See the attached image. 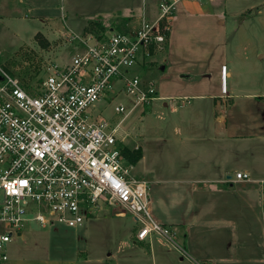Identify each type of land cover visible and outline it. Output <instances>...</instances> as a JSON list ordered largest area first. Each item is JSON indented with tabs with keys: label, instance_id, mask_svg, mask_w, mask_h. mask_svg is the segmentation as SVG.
<instances>
[{
	"label": "built area",
	"instance_id": "2783aa9c",
	"mask_svg": "<svg viewBox=\"0 0 264 264\" xmlns=\"http://www.w3.org/2000/svg\"><path fill=\"white\" fill-rule=\"evenodd\" d=\"M183 1L158 0L155 18L124 28L69 31L72 54L48 62L33 88L0 58V264H8L7 245L28 222L76 227L101 205L129 213L135 239L156 235L190 258L172 227L155 218L148 181L127 161L119 131L131 110L166 99L132 67L164 50ZM120 92L132 104H115L122 116L112 124L98 106Z\"/></svg>",
	"mask_w": 264,
	"mask_h": 264
},
{
	"label": "crops",
	"instance_id": "0c3cea01",
	"mask_svg": "<svg viewBox=\"0 0 264 264\" xmlns=\"http://www.w3.org/2000/svg\"><path fill=\"white\" fill-rule=\"evenodd\" d=\"M24 2L28 6L25 0H0V18L9 13L20 12L25 5L20 3ZM157 2L158 0H131L128 7L129 14L113 15L112 18L120 17V20L123 18L125 22L123 28L136 24L142 16L153 19L157 14ZM231 2V0H184L179 6L178 17L169 33L165 45L166 51L161 56L159 55L161 52L153 53L151 61L147 63L154 62L155 58L156 60L158 58L162 70L169 67L172 73L177 71L182 76H190L181 71L190 68L192 61L183 63L179 56L181 53L196 59L195 64L198 65L199 60L203 62L206 60L205 56L201 57L198 53L201 50L209 53L207 43H212L213 38H216L215 47L219 46L225 52V60L220 62L218 70L215 63L208 65L216 75L215 88L211 92L200 90V92L161 94L166 99L171 96L184 98L191 96L197 100L210 99L208 112L205 110L203 112L200 106L195 108V103L190 101L186 103L182 100L178 104L179 107L184 108L190 103L189 108L193 109L195 117L185 116L184 119L179 120L187 125L194 122L199 127L197 131L200 130V125L204 124L201 123L204 122L202 114L208 113L206 121L211 133L207 151L210 161L207 167L208 176L204 177L205 171L188 161L180 166V175L172 179L176 182L172 183L176 185L174 189L164 190L165 178L147 180L151 201H155L162 207H168L164 210L166 214L164 218L152 206L155 218L172 227L175 231V241L188 252L190 258L182 257L173 245L156 235H151L144 240L135 239L133 229L128 234L129 239L125 238L122 241L123 246L127 244L126 247L129 248L127 251L119 249L118 245L107 252H94L91 247L77 246L73 248L70 256H57L49 251L43 252L39 245H27L31 234H29L30 230L26 229L18 235L24 242L20 249H16L17 246H7L8 264H264V165L261 163L255 166L252 161L247 160V156L246 159H241L238 165H233L229 159H226L231 155V148L228 147L230 141L250 136H257L259 140H264V90L257 87L254 79L259 74L257 61L262 62L264 59V0L260 1V6H254L252 10L249 8L248 12L244 10L245 8L239 10L240 20L235 21V28L231 27L237 35L240 34L239 29L242 33L245 31L242 30L244 27H259V36L251 38L250 35L249 37L244 35L242 39L236 41V51L240 56L243 54L244 57L241 58L244 63L248 62L250 65L248 68L250 77L245 84L237 83L235 80V77L240 74L239 69L231 68L226 64H230L231 61L226 55L227 49H224L227 44L225 28L230 24L226 17H228V7ZM30 8L32 7H28L27 11ZM114 9L111 11H115ZM108 26L121 27L117 23ZM100 28L102 29V26ZM209 34L213 37L207 40ZM253 35H255L254 32ZM193 51L197 53L193 55ZM208 67L197 72V75L204 74ZM242 85L245 86L242 87ZM240 94H242L241 97ZM236 99H239L240 103L246 107L243 114L246 120L238 122L240 126L231 117ZM163 102L166 106L167 102L165 100ZM174 109L175 107H172L173 111ZM179 120L172 126L174 135H178L173 139L177 142L202 139L197 131L192 134L191 129L190 132L181 134ZM146 144L148 142L143 138L142 155L133 164L137 167L135 174L144 179H146L144 175L149 172L146 165L148 148ZM177 154L188 156L200 154V151L185 149ZM167 155L169 161L172 160L173 154L168 152ZM237 171L248 173V178L235 179L234 173ZM151 182L155 184L156 192H153ZM186 202L190 204L189 210L185 208L181 211L179 207H175ZM105 206L107 205H101L99 211L105 209ZM120 214L122 213L114 215ZM95 217L96 213L86 220L91 221ZM130 220L133 222L132 218ZM254 220L258 222L256 226L258 228L252 225L251 221ZM74 236L75 240L81 239L78 235Z\"/></svg>",
	"mask_w": 264,
	"mask_h": 264
},
{
	"label": "rangeland",
	"instance_id": "374dc122",
	"mask_svg": "<svg viewBox=\"0 0 264 264\" xmlns=\"http://www.w3.org/2000/svg\"><path fill=\"white\" fill-rule=\"evenodd\" d=\"M25 1L28 2V6H26V2L20 3L25 4L20 12L15 14L9 13L0 18V58L11 74L17 76L22 83H26L33 88L42 79L48 62H61L72 54V45L66 36L69 31L74 33H83L86 30L100 31L106 28L107 25L116 23L121 26L120 28H123L122 26L125 23L123 22V18L120 20V17H112L113 15L123 16L129 14L128 7L131 0H108V2L107 0ZM231 1L228 7V17H226L227 22L230 24L225 28V41L227 44L224 48L227 49L226 55L231 61L230 64H226L231 68L237 67L239 69L240 74L235 77V80L237 83L245 84L250 77L248 69L250 65H248V62L245 64L243 58H241L244 55L240 56L236 51V41L240 38L242 39L244 35L247 37L250 35L251 38L259 36V27H244L242 30L245 31L242 33L239 29L240 34L237 35V32L233 30L235 28L234 23L240 20L239 10L245 8L244 10L248 12L249 8L252 10V7L260 6L261 0ZM28 7L32 8L27 11ZM116 7L118 8L114 9ZM113 9L115 11H111ZM99 23L102 29L99 27ZM232 26L234 28H231ZM253 32L255 35H253ZM212 37V34H209L207 40ZM196 40L198 39L196 38ZM215 41L216 38H213L212 43H207L209 53L203 50L198 53L201 57L205 56L206 59L204 62L199 60L198 65L195 64L196 59L188 55L185 56L184 53L179 55L183 63L192 61L190 68L181 71L190 76H182L177 71H174V74L170 71L169 67L162 70L160 59L157 58L156 60L155 57L154 62H150L144 67L134 66L132 67V71L138 73L145 81L153 80L154 87L159 95L163 93L200 92V90L211 92L215 88L214 77L216 75L208 65L211 66L212 63H215L218 70L220 62L225 60L223 48L219 46L216 48ZM166 49L163 52L161 51L159 55L161 56ZM196 53L193 51V55ZM257 63L259 74L254 79L257 82V87L264 90V59L262 62L257 61ZM206 66L208 68L205 70V73L201 76L197 75V72L204 70ZM244 86L242 85V87ZM182 100L186 103L189 101L190 103H195V108L200 106L203 112L204 110L208 112L210 109V99L197 100L191 96H186L185 98L182 96H171L165 99L167 102L166 106L163 105L164 100H156L151 106L136 107L134 110H131L129 115L119 125V131L124 139L121 142L122 149L124 146L129 149L141 148L142 139L145 138L147 140L146 165L149 172L144 175L145 180L151 181L155 178L162 180L165 178L163 182L164 190L166 188L172 189L176 186L172 184L176 183L172 179L180 175V166L188 161L196 166H200L199 169L204 170V173H206L204 177H207L209 174L207 167L210 161L207 151L210 146L209 139L211 133L206 121L208 113L202 114L204 122L201 123L204 124L200 125V130L197 131L199 127L194 122H190L187 125L182 120H179L180 118L184 119L185 116L195 117L193 109L189 108L190 103H185L186 106L184 108L178 106ZM235 101L231 117L240 126L239 123L246 120L243 115L246 107L243 106V103H240L239 99ZM106 102H102L98 106L99 110L103 117L114 124L122 116V114H117L114 111V105L122 102L128 109L132 104V98L120 92L115 97L114 95H110ZM172 107H175L174 111ZM178 120L179 132L181 130V134L188 133L191 129L192 134L197 131L202 139H193L189 142H177L173 139V137H178L177 134L174 135V131L172 130L174 122ZM229 145L231 155L230 157L227 156L226 159H229L231 164L238 165L240 164L239 161L246 159L245 157L247 156V160L252 161L255 166L256 164L259 166L261 163L264 165L263 139L259 140L257 136L244 137L237 140L234 139L232 142L230 141ZM185 149L195 152L200 151V154L188 156L176 155L177 152H181V150L185 151ZM168 152L173 154L172 160H170L172 162L168 159ZM136 169L137 167H134V173H137ZM150 184H152L151 188L153 192H156L157 188H155V184L153 182ZM151 203L158 213L163 217L166 215L164 210L168 209V207H162L155 201H151ZM172 207L174 206L172 205ZM175 207H179L181 211L185 208L189 210L190 204L186 202L181 205L178 204ZM95 213L96 217L91 221L90 219H85L81 225L76 227L67 226L59 222L41 225L36 221H30L24 228L25 231L26 229L30 230L29 234H31L27 245H39L38 247H41L43 252L49 251V253L57 256H70L73 248L77 246L91 247V250L94 252H107L110 249L113 250L118 245L119 249H126L127 251L129 248L126 247L127 244L123 246L122 241L125 238L129 239V232L135 229V223L130 220L129 213H126L121 208L112 209L109 206H105V209L101 211L98 209L93 214ZM116 213L122 214L115 216L114 214ZM251 223L254 228H258L256 227L258 223L256 220L251 221ZM74 235L80 236L81 239L75 240L76 237ZM21 245H24L22 237L13 235L7 246H17L16 249H20Z\"/></svg>",
	"mask_w": 264,
	"mask_h": 264
},
{
	"label": "trees",
	"instance_id": "16d2710c",
	"mask_svg": "<svg viewBox=\"0 0 264 264\" xmlns=\"http://www.w3.org/2000/svg\"><path fill=\"white\" fill-rule=\"evenodd\" d=\"M124 19L127 20L126 18H124ZM98 25L100 26V23ZM122 152L126 156L127 161L132 163V164H135L142 155V151H141L140 147H137L134 149H129L128 147L124 146L122 149Z\"/></svg>",
	"mask_w": 264,
	"mask_h": 264
}]
</instances>
